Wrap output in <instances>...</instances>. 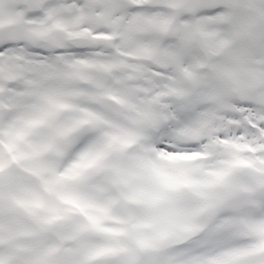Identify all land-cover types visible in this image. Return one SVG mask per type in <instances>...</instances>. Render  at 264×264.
Wrapping results in <instances>:
<instances>
[{
  "label": "snow or ice",
  "instance_id": "1",
  "mask_svg": "<svg viewBox=\"0 0 264 264\" xmlns=\"http://www.w3.org/2000/svg\"><path fill=\"white\" fill-rule=\"evenodd\" d=\"M0 264H264V0H0Z\"/></svg>",
  "mask_w": 264,
  "mask_h": 264
}]
</instances>
